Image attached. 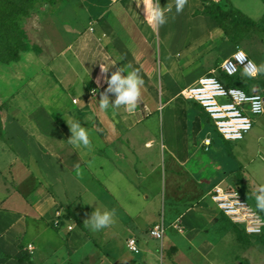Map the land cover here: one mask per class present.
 <instances>
[{
  "label": "rangeland",
  "instance_id": "rangeland-1",
  "mask_svg": "<svg viewBox=\"0 0 264 264\" xmlns=\"http://www.w3.org/2000/svg\"><path fill=\"white\" fill-rule=\"evenodd\" d=\"M154 2L0 0V218L15 201L11 198V204L4 205L2 198L18 192L21 197H15L23 204L18 211L22 220L16 232L8 238L0 235V242L4 239L0 257L10 253L16 262L30 258L34 264H138L135 257L122 248L131 226L122 237L109 238L108 228L91 231L86 220L93 208L84 199V192L78 190L69 198L67 185L57 183L49 164H41L38 159L31 161L32 141L25 134L30 133L41 148L45 141L51 140L42 129H50L52 118L56 120L68 113V105L76 104L79 97L103 94L96 84L106 79V73L100 74L97 69L101 62L117 65L125 77L133 70L139 72L144 83L137 85L140 95L135 101L139 109L136 112L145 115L151 110L146 122L158 131V139L170 125L167 112L179 122L176 127L180 123L186 126L191 147L205 134L210 135L213 140L210 150L206 152L198 147L196 155L218 165L216 179H224L221 186L238 189L257 209L256 195L264 187V112L252 117V127L242 140L226 142L216 135L202 109L184 100L179 91L201 73L215 68L233 48L243 50L257 67L264 65V0H187L180 13L175 11L176 0H159L161 9H172L164 13L165 22L170 23L168 33L163 25L149 23L148 11ZM210 2L223 10H238L259 21L261 26L251 28L228 19H210L203 11ZM185 20L194 22L184 23ZM223 45H227L228 50ZM130 60L133 67L128 63ZM258 79H264V71L259 72ZM77 85L80 89L75 88ZM175 110L182 115L172 113ZM17 124L23 128V134L17 130ZM3 150L11 155L10 159H4ZM212 168L214 170L213 165ZM196 169L191 161L186 170H181L182 180L192 181ZM222 172H227L226 176H220ZM168 179L166 171L158 196L149 200V210L154 214L152 222L159 221L164 212L167 224V216L176 211L169 207L174 202H177L176 208L183 207L184 202L190 206L199 204L191 199L193 192L179 194L180 199L174 200L175 196L167 192ZM208 179L209 190L214 177ZM108 184L114 192V204L128 215H133L143 205L123 178ZM38 187H41L38 195L43 198L39 204L41 211L30 200V194ZM61 188L65 191L64 197L59 193ZM213 203L204 198L201 204L214 212L208 236L210 242L221 243L219 252L223 261L219 264H264V244L257 240L262 232L247 233L242 224L224 217ZM93 206L94 209L99 207ZM56 212L62 219L58 226L54 225ZM260 212L264 216V211ZM151 221L141 228L144 244L153 251L145 264H212L202 259L194 248H188L186 241L168 228L163 246L170 240L180 250L169 246L161 253L160 242L145 235L149 234ZM237 232L246 241L238 238ZM198 233L196 231V235ZM216 233L227 238L222 240ZM37 236L48 237L47 243L39 245ZM111 242L113 246L109 247ZM28 243L33 246L32 251ZM0 264L5 262L0 260Z\"/></svg>",
  "mask_w": 264,
  "mask_h": 264
},
{
  "label": "crops",
  "instance_id": "crops-1",
  "mask_svg": "<svg viewBox=\"0 0 264 264\" xmlns=\"http://www.w3.org/2000/svg\"><path fill=\"white\" fill-rule=\"evenodd\" d=\"M183 22L189 23L194 21L185 20ZM169 26L170 23L168 25L167 23L163 24L162 28L166 31L165 33H168L167 28ZM180 37L179 35L178 38ZM224 46H226L228 50V46L223 45V47ZM234 49L235 48H233L232 51ZM232 51H229L230 53L227 56H229ZM106 56L107 55H105V57ZM114 56L116 58V55ZM220 62L221 60L219 63ZM128 63L130 67L134 66L131 60ZM108 64L103 65L102 62L99 63L97 69L100 74L104 73L101 68L109 67V69L105 72L106 79L104 82H97L96 84L104 91L103 94L108 97L110 107L107 110L100 109L99 100L101 95L98 97L84 96L77 98L75 101L77 102L76 104L68 105V113L58 116L56 120L54 118L51 119L52 123L50 129L40 128L42 132L44 131L51 137L50 142L47 143V141H45L44 145H40L41 148L38 146L36 140L33 139L34 137L26 132L25 134L32 141V148L30 151L31 161L35 162L38 159V162H41V164H49L52 171L51 174L54 179H56L57 183H65L67 185L66 195H68L69 198H73L76 193L79 192L78 190H81L84 192V199L88 201L93 210V205L99 206L98 209L100 211L115 210V223L107 227L111 235L108 237L126 236L125 231L129 228L128 226H131V230H128V235L125 237L124 246H122V248H125L129 254L133 255V257H135V262L138 264H145L147 258H149L148 255L153 254L151 248H148L141 238V228L147 222H150L153 218L152 216H154L152 210H149L150 201L154 199L156 195L158 196L163 177H165L167 171L169 178L167 192L169 195L172 193L175 196L174 200H179V194L182 195L183 193L193 192L195 195L191 197V199H195L199 204L195 203L194 206H190L186 205L184 202L183 207L176 208L177 202H174V204L171 206L169 205V207L176 209V211L174 210V214L167 216V224H165L164 221L165 214L162 212L161 219L159 221H151L149 226L150 228L155 223L162 222L164 225L163 238L158 240L151 237L148 233L145 235L148 236V239L153 238L160 242L161 253H163L164 248L169 246H175L180 250V247L170 240L167 241L166 246H163L167 228L168 230L172 229L174 233H178L179 236L186 241L185 244L187 247L194 248L202 259H205L208 263L219 264L223 261V256L219 252L221 243L218 244L216 241L215 243L210 242L208 236L214 212L204 207L201 203L204 198H208L213 202L210 198V191L214 185H221L224 179L222 178L220 181L216 179L219 176L217 172L219 168L218 165L195 153L198 147L203 151H209L213 142L212 137L211 144L207 150L203 149L201 143L204 137L210 136L208 134H205L197 145L191 147L188 145L186 126L180 123V125L176 127L179 122H175V117H172L170 113L167 112L166 118L170 125L167 126L165 133L160 134L158 139V131L152 128L151 125L149 126L146 122V118L151 113V110L145 115L136 111L129 114L126 113V107L124 105L111 107L117 97V93L115 91H106V89L109 88L108 78H110L111 72L115 73L118 67L112 63L109 66ZM127 70H130V68ZM203 74L205 73H201L183 87L193 83ZM122 76L124 75L122 74ZM75 88L80 89L79 85ZM159 108H162V104L159 105ZM136 109L139 110L138 108ZM172 113L182 115L179 110H175ZM76 121H78L89 133L91 146L88 148L84 146L76 147L67 140L72 135L70 126ZM17 126L19 128L17 130H19L20 134H23L21 133L23 132L21 125L17 124ZM35 130L38 131V129ZM2 153L4 159H10L11 155L7 151L3 150ZM5 161L3 164H5ZM191 161L195 163L197 169L194 173L193 180L186 181L187 179H185L184 182L181 178L183 176L181 170H186V166H188ZM212 165L214 166V170ZM96 171H98V174L95 173ZM226 173L227 172H222L220 176H226ZM91 176H95L97 180L92 179ZM213 177L214 181L210 184L212 187L208 190L207 183L210 181L208 178ZM119 178H123L127 185L133 189L131 191L134 193L135 197L144 202L140 209L133 213V215H128L126 210L121 207L117 208L114 204V192L112 186H110L108 182L115 181ZM164 182L165 181H163V183ZM40 188L41 187H38L30 194V200H32L33 205L41 211L42 207H39V204L42 203L40 199L43 198H41V194L38 195ZM94 191L97 192L95 193ZM59 193L62 197L65 196V191L62 190V188ZM164 195L165 192L163 187V196ZM15 196L18 198L21 197L17 192L16 194H10V196L5 199L2 198L4 205L10 202L11 198L15 200L13 204L10 202L11 205L9 206L11 208L5 210L3 212V217L0 218V235H2V238H8L9 235L16 232L17 225H19L20 220H22V217L19 219L20 213H18V211L23 208V204L20 199ZM213 205L216 207L214 203ZM216 208L218 209V207ZM218 210L224 217L229 219L220 209ZM261 215L263 216V214ZM120 218H122V220ZM196 231L199 232L198 235H196ZM216 235H218V237L220 236L222 240L227 238V236H222V234L216 233ZM130 237L136 240L140 248L138 253H132L128 250L126 239ZM35 238H37L39 245H41V243L45 245L48 241V237L46 236H37ZM3 240L0 242V246H4ZM108 244L109 247L113 246L112 242ZM6 254V257H0V260H3L5 264H34L30 258L31 263L26 260L28 258H23L25 260L16 262L13 257L9 255L10 253ZM210 256L212 257L209 258ZM213 258H217V260H211Z\"/></svg>",
  "mask_w": 264,
  "mask_h": 264
},
{
  "label": "built area",
  "instance_id": "built-area-1",
  "mask_svg": "<svg viewBox=\"0 0 264 264\" xmlns=\"http://www.w3.org/2000/svg\"><path fill=\"white\" fill-rule=\"evenodd\" d=\"M252 65L257 67L243 50L235 48L217 67L199 76L179 92L185 100L197 104L206 113L215 133L223 140L242 139L252 127V117L264 112V88L259 90V87L255 86V91L247 92L226 83V78L235 75L257 77L258 73L255 76L249 74ZM210 144L211 137H204L201 143L203 149L207 150ZM210 198L231 221L242 224L247 233L256 234L264 230L263 216L248 203L238 189L230 190L216 184L210 191ZM60 216V213L56 212L54 225L61 224ZM149 235L161 240L164 235L163 223L152 225ZM126 246L132 253L140 251L133 237L126 239ZM27 247L32 251L31 244Z\"/></svg>",
  "mask_w": 264,
  "mask_h": 264
},
{
  "label": "clouds",
  "instance_id": "clouds-1",
  "mask_svg": "<svg viewBox=\"0 0 264 264\" xmlns=\"http://www.w3.org/2000/svg\"><path fill=\"white\" fill-rule=\"evenodd\" d=\"M186 3L187 0H176V13L182 12ZM171 10V7L167 9H161L159 0H155V2L149 7V23L155 25L165 24L166 22L164 19V13L166 11L171 12ZM240 55L244 56L243 53H240ZM108 69L109 67L101 68L103 72H107ZM262 71H264V65H261L260 67L252 65V70L249 74L255 76L258 72ZM143 83L144 81L140 77L137 70L129 72V74L124 77L121 75V69H118L110 76V78H108L109 88L106 89V91H115L117 93V97L111 107H119L121 105H124L126 107V111L129 114L134 113L137 108L135 101L140 95V91L137 88V85ZM99 107L101 110H107L110 107L109 99L105 94H101ZM70 131L72 135L69 139H67L69 143L76 147L84 146L85 148H88L91 146L88 131L78 121L71 124ZM259 193V195H256V207L258 210L264 211V187H261L259 189ZM114 216L115 210L100 211L99 209L95 208L90 218L86 220V226L89 227L91 231L97 232L114 224Z\"/></svg>",
  "mask_w": 264,
  "mask_h": 264
},
{
  "label": "trees",
  "instance_id": "trees-1",
  "mask_svg": "<svg viewBox=\"0 0 264 264\" xmlns=\"http://www.w3.org/2000/svg\"><path fill=\"white\" fill-rule=\"evenodd\" d=\"M203 11H204V14H206L210 19H213V20L228 19L235 24H239V25H243L245 27H251V28L261 26V23L259 21H256L255 19H252V18L246 16L245 14H243L240 11L232 10V9L223 10L217 4H215L213 2L206 4ZM258 75H259V72H258ZM258 75L255 78L244 77L241 75H235L233 77L226 78V83L229 85L240 87L247 92H252L255 86L259 87V85H261L262 88H264V79L263 80L258 79ZM190 103L195 104L193 102H190ZM258 211L260 212V210H258ZM236 236L238 238H240V239L242 238V240L246 241V239H243L244 236L241 235L239 232L236 233ZM257 240L261 244H264V230L262 231V233H260L257 236ZM20 260H25V259L20 258ZM26 260L31 263L29 258Z\"/></svg>",
  "mask_w": 264,
  "mask_h": 264
},
{
  "label": "water",
  "instance_id": "water-1",
  "mask_svg": "<svg viewBox=\"0 0 264 264\" xmlns=\"http://www.w3.org/2000/svg\"><path fill=\"white\" fill-rule=\"evenodd\" d=\"M253 91H255V89H253Z\"/></svg>",
  "mask_w": 264,
  "mask_h": 264
}]
</instances>
